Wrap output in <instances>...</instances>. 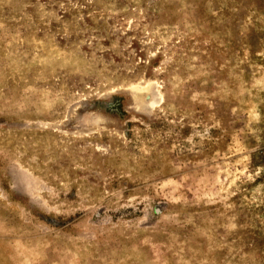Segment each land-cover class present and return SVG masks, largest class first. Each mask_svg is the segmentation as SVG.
Segmentation results:
<instances>
[{
	"label": "rangeland",
	"instance_id": "rangeland-1",
	"mask_svg": "<svg viewBox=\"0 0 264 264\" xmlns=\"http://www.w3.org/2000/svg\"><path fill=\"white\" fill-rule=\"evenodd\" d=\"M0 264H264V0H0Z\"/></svg>",
	"mask_w": 264,
	"mask_h": 264
}]
</instances>
